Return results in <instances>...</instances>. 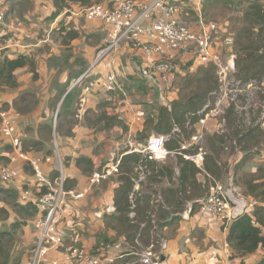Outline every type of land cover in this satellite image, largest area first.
<instances>
[{
  "label": "crops",
  "instance_id": "0c3cea01",
  "mask_svg": "<svg viewBox=\"0 0 264 264\" xmlns=\"http://www.w3.org/2000/svg\"><path fill=\"white\" fill-rule=\"evenodd\" d=\"M2 1L7 7L0 28V60L23 55L35 68H18L16 87L0 86V109L18 113L15 133L21 139L16 150L3 135L0 119V166L9 164L11 156L17 158L11 163L13 181L0 180V234L5 233L0 236V264L31 262L37 241L36 212L27 207L25 214L14 204L24 205L19 199L23 188L40 191L32 159H39L41 170L52 179L62 175L66 191L83 194L70 197V206L57 214L64 242L50 250L51 264H72L68 254L73 247L99 255L100 264H143L141 255L153 246L165 256L161 264H212V256L220 264H257L264 259L262 249L237 256L231 246L226 247L229 229L217 216L201 211L199 202L205 196H184L178 154L158 161L141 151L149 137L158 134L155 122L144 131L146 120L156 121L159 107L170 106L179 97L178 76L194 73L206 62L178 63L167 85L159 72H145L154 57L128 40L104 52L107 26L99 18H88L86 9L95 4L111 6L115 0ZM171 1L178 18L193 31L201 32L209 23L204 10L210 0ZM218 24L215 50L222 53V38L230 33L227 21ZM144 41L151 39L145 36ZM111 59L119 81L115 91L108 90L106 81L110 71L106 61ZM231 108L246 121L239 104ZM245 121L248 131L241 139L251 131ZM218 122L212 114L206 125H198L205 146L208 135L224 133ZM206 150V155L212 153L208 146ZM224 151L215 157L233 173L227 186L233 184L251 213L255 204L264 202L247 192L240 172L249 163H253L251 171L257 163L264 169V151L239 164L241 152L224 158ZM232 167H236L233 172ZM200 170L198 183L207 190L211 176ZM107 171L106 178L92 183L95 173ZM126 184L132 186L130 197L122 194ZM3 190H14L17 197L12 200ZM187 190L191 193V187ZM160 241L166 243L165 249Z\"/></svg>",
  "mask_w": 264,
  "mask_h": 264
},
{
  "label": "built area",
  "instance_id": "2783aa9c",
  "mask_svg": "<svg viewBox=\"0 0 264 264\" xmlns=\"http://www.w3.org/2000/svg\"><path fill=\"white\" fill-rule=\"evenodd\" d=\"M1 5L0 3V28L4 26L6 21V11ZM86 14L88 18L103 20L107 26L104 52L113 50L122 41L128 40L133 47L142 49L148 56L154 57L155 60L145 67V72L147 74L159 72L168 84L169 76L174 73V68L179 65L178 63L211 62L217 67L220 78L225 80L220 87V94L222 95L217 106L205 113L204 117L197 123V127L198 125H206L209 116L212 114L220 117L221 126L225 125V109L221 107V103L224 99L232 104L237 103L240 95L246 97L247 103L239 106L245 112L248 123H254L250 111L254 81L243 82L236 77L233 36L228 35L225 39L226 52L219 53L215 50V38L220 30V25L217 22L204 24L201 32H195L178 18L177 8L171 0H118L112 7L102 4L90 6L86 9ZM145 36H148L151 41H144ZM106 65L110 68L106 80L107 88L110 91H115L119 83L118 75L112 69L114 60L106 61ZM169 87L172 86L169 85ZM206 108L207 106L204 110ZM17 116L18 113L0 109L2 133L10 140V144L19 150L21 139L15 133ZM175 130L179 131V128L175 127ZM167 140H169L167 134L152 135L141 151L146 153L149 159L158 161L167 159L171 154H179L186 160L194 162L199 168L205 169L206 149L203 144L202 132L197 129L190 139L180 143V147L176 151L167 148ZM232 142L237 143V140ZM16 159V156H11L9 164L0 166L1 181H13L14 173L11 163ZM30 161L36 174V184L40 189L38 193H34L30 188L23 189L20 197L23 202L35 205L39 211L34 223L37 241L30 264H51L50 250L64 242L58 228L57 214L63 208L70 206L68 200L70 197L80 198L83 194H73V192L66 191L65 180L62 175L51 180L41 170L39 159ZM107 176L108 171L105 174L95 173L91 181L98 183ZM143 177L144 174L142 173L140 178L143 179ZM43 188L46 190L42 191ZM233 189L232 183L226 186L215 181L214 184L210 185L207 196L199 202L201 211L217 216L225 229H229L237 217L248 213L244 205L245 200L234 194ZM160 245L163 249L167 247L165 242H161ZM229 246L230 244L227 242L226 247ZM108 247L110 246L107 245L106 248ZM159 258V253L155 251L153 246L143 252L141 262L143 264H161ZM68 259L72 260V264H100L101 262L99 255H93L82 247H73L68 254ZM211 261L212 264H220L221 262L216 256H212ZM57 263L54 261L53 264Z\"/></svg>",
  "mask_w": 264,
  "mask_h": 264
},
{
  "label": "trees",
  "instance_id": "16d2710c",
  "mask_svg": "<svg viewBox=\"0 0 264 264\" xmlns=\"http://www.w3.org/2000/svg\"><path fill=\"white\" fill-rule=\"evenodd\" d=\"M231 1L210 0L207 7L214 6L220 2H224L223 6H229L231 5ZM255 1L253 0L252 4L243 12L240 27L236 31L237 34H229L234 38V52L238 54L236 59V77L243 82H248L258 77L259 74H264V7L255 3ZM207 7L204 10L206 14ZM26 65L31 66L33 69L35 68L33 61L23 55H19L16 58L6 57L0 60V86L16 87L18 83L14 73L18 68ZM206 65L200 67L191 75L187 74L182 76V81L179 83L178 99L171 102L170 106H160L156 121L151 117L146 120V128L144 131L147 130L149 125L155 122L154 128L158 134L169 135L166 146L172 151L178 150L180 143L190 139L196 132L197 123L213 107L212 104L214 103L212 101L216 98L220 90L221 78L217 67L211 62ZM206 106L207 108L204 110ZM175 127H178L179 131L175 130ZM254 132L252 130L250 134L248 133V136ZM224 137H226L225 133H215L208 135L207 138V146L212 154L205 156L204 165L205 170L214 180L221 179L223 173L228 172V168L225 169L223 166H220L215 157V155L217 157L220 156L222 150L225 149L224 147H227L226 143L228 142H226ZM236 139L238 142L241 138ZM236 139H231V141ZM216 140H219L218 148L217 144H215ZM211 143L213 146H210ZM222 143L225 144L223 147L221 146ZM177 157L178 164L181 167L180 180L184 196L188 199L193 198L202 189L206 192V189L198 183L197 175L201 172L200 168L194 162L186 160L182 155L178 154ZM259 169L260 171H264L262 168ZM49 178L54 180L51 177ZM255 181H258V178L254 176L250 180H247V182L244 181L247 192L257 198L258 201L264 202V181L254 184ZM3 183L8 184L10 182ZM188 186L191 187V193L187 192ZM131 191L132 186L130 188L126 184V189L122 190V194L127 197L129 195L130 197ZM3 192L12 200L17 197V192L14 190H3ZM204 194L202 196H205ZM20 197L21 194L19 199L23 202ZM23 203L24 205L14 204V206L18 211L23 210L25 214L29 213V211H26L28 207L36 212V216L38 215L39 211L35 205L29 202ZM129 204L127 205V209L125 208L127 212L130 211V206H132V204L130 206ZM258 205L251 213H245L237 217L229 227L227 241L234 250V253L242 258L258 249L264 251V205ZM4 235L5 233L0 234V236ZM257 264H264V259Z\"/></svg>",
  "mask_w": 264,
  "mask_h": 264
},
{
  "label": "rangeland",
  "instance_id": "374dc122",
  "mask_svg": "<svg viewBox=\"0 0 264 264\" xmlns=\"http://www.w3.org/2000/svg\"><path fill=\"white\" fill-rule=\"evenodd\" d=\"M117 1L118 0H115L114 3L112 2L113 4L111 6L109 5V7L114 6ZM252 2H253V0H232L231 5H229V6H227V5L223 6L224 2H220L216 5H214L213 7H211L210 9H208V11H207L208 12L207 18L209 19L208 21L209 22L210 21L211 22H218V23L227 21L228 25H226V27H227V29H229L228 33L237 34L236 31H237L238 27H240L243 12L246 10V8L250 4H252ZM255 3L264 7V0H256ZM6 7H7V3L2 1V8H4L6 10ZM226 32H227V30H226ZM226 35H227V33H226ZM226 35H224L222 38V40H223V45H222L223 52H226L225 47H227L225 44V39L227 37ZM233 51H234V49H233ZM263 54H264V51H263ZM235 55H236V58H235V64H236V59H237L238 54L235 52ZM206 64L207 63L201 65V67L207 66ZM236 71H237V68H236ZM187 74L191 75L193 73L187 72L185 75H187ZM181 77L182 76H178L179 83L182 81ZM253 81H254V89L252 90L253 97L250 101V104H251L250 111L252 113L251 119L253 120L255 125H253L254 123H251V124L248 123L247 116H246V121H245V119L241 120L239 118V116L237 115V113L231 108L232 103L229 102L227 99H224L221 103V107L223 109H225V117H226V123H225V125H223L224 133L226 135V137H224V139L226 140V142H228V144L226 145V146H228V149H224L225 153L223 154V157L227 158V157H230L231 155L235 156L236 154H240V152H241L243 154V157L238 161V164L245 159L255 158L256 156L260 155L264 151V129H263V127H261L262 123L264 122V74L263 75L259 74V76L254 78ZM223 82H225V80L220 79L221 85H223ZM118 83H119V81H118ZM221 85H220V87H221ZM221 95L222 94H220V90H219V92L216 95V98L212 101V103H214V104H212L213 107L217 106V102H218L219 98L221 97ZM246 103H247L246 97L243 95H240V98L237 101V104L242 106L243 104H246ZM218 119L220 122V117H218ZM244 121L247 123L250 130L251 131L254 130L255 132L252 133L251 135L247 136L246 138H242L240 140L239 139V138H241L240 135L243 133H246V131H248V129L245 128V126L243 125ZM251 125H253V126H251ZM236 138H238L240 141L237 143H233L231 141V139H236ZM204 139H206V136H204ZM215 144H217V148H218L219 140L218 141L216 140ZM210 146H213V144L211 143ZM204 147L207 149V144L205 146V143H204ZM251 164H253V163L247 164L245 169L240 172V174H242L243 181L247 182V180H250L254 176V177L258 178V181H255L254 184H257L259 182H263L264 181V178H263L264 171H262V170L260 171V169H259L260 165H262V163L255 164V166L257 167L255 171H251L248 169ZM223 167L225 169L227 168L226 165H223ZM234 168H236V167H232V172L234 171ZM258 170H259V172H258ZM232 174L225 172V173H223L221 179H216V180H214L211 177L208 180V187H207L206 192H205V190L202 189L201 192H198L197 194H204L205 193L204 195L206 197L207 194L209 193V188H210L209 186L214 184L215 181H219L220 183L227 186L228 185V177L231 176ZM204 189H206V188L204 187ZM238 192L239 191H236L233 189L234 194L239 195ZM256 206H259V205L255 204L254 208ZM159 243H161V241Z\"/></svg>",
  "mask_w": 264,
  "mask_h": 264
},
{
  "label": "water",
  "instance_id": "95a60500",
  "mask_svg": "<svg viewBox=\"0 0 264 264\" xmlns=\"http://www.w3.org/2000/svg\"><path fill=\"white\" fill-rule=\"evenodd\" d=\"M159 259H160V261H163L165 259V256L161 254Z\"/></svg>",
  "mask_w": 264,
  "mask_h": 264
}]
</instances>
